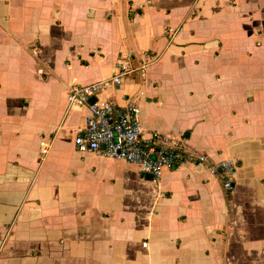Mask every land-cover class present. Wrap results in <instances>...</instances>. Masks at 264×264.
<instances>
[{
	"label": "crops",
	"instance_id": "1",
	"mask_svg": "<svg viewBox=\"0 0 264 264\" xmlns=\"http://www.w3.org/2000/svg\"><path fill=\"white\" fill-rule=\"evenodd\" d=\"M127 53L158 60L99 97L237 161L231 192L204 165L156 184L75 149L68 89ZM0 264H264V0H0Z\"/></svg>",
	"mask_w": 264,
	"mask_h": 264
},
{
	"label": "built area",
	"instance_id": "2",
	"mask_svg": "<svg viewBox=\"0 0 264 264\" xmlns=\"http://www.w3.org/2000/svg\"><path fill=\"white\" fill-rule=\"evenodd\" d=\"M134 59L132 54H124L120 57L115 75L89 85H72L68 89V108L85 107L89 111L85 127L74 137L75 149L136 165L140 174L149 176L156 184L166 170L183 164L204 165L211 176L221 181L224 192H231L237 161H209L204 154L188 152L183 140L159 132H151L145 137L136 97H127L123 105L99 97L104 89L121 84L128 76L140 74L144 77L147 68L158 60V56L147 53L137 64H134ZM50 146L51 140L40 141L42 160L49 153Z\"/></svg>",
	"mask_w": 264,
	"mask_h": 264
},
{
	"label": "water",
	"instance_id": "3",
	"mask_svg": "<svg viewBox=\"0 0 264 264\" xmlns=\"http://www.w3.org/2000/svg\"><path fill=\"white\" fill-rule=\"evenodd\" d=\"M92 102L94 101V99L91 100Z\"/></svg>",
	"mask_w": 264,
	"mask_h": 264
}]
</instances>
